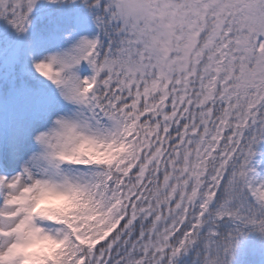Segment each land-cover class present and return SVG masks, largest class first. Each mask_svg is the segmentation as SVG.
<instances>
[{
    "label": "snow or ice",
    "instance_id": "6c2138e0",
    "mask_svg": "<svg viewBox=\"0 0 264 264\" xmlns=\"http://www.w3.org/2000/svg\"><path fill=\"white\" fill-rule=\"evenodd\" d=\"M0 22V264L264 252V0H0Z\"/></svg>",
    "mask_w": 264,
    "mask_h": 264
},
{
    "label": "trees",
    "instance_id": "16d2710c",
    "mask_svg": "<svg viewBox=\"0 0 264 264\" xmlns=\"http://www.w3.org/2000/svg\"><path fill=\"white\" fill-rule=\"evenodd\" d=\"M257 155L263 156L264 143L257 147ZM249 249L256 247L255 251L249 250L246 254L242 253L237 257L236 264H264V252H262L258 246H255L254 238L248 241Z\"/></svg>",
    "mask_w": 264,
    "mask_h": 264
},
{
    "label": "rangeland",
    "instance_id": "374dc122",
    "mask_svg": "<svg viewBox=\"0 0 264 264\" xmlns=\"http://www.w3.org/2000/svg\"><path fill=\"white\" fill-rule=\"evenodd\" d=\"M5 25L3 22H0V32H3L5 29ZM10 35V32H9ZM254 164L257 167L258 172H260L261 174H264V155L262 158H257V156L254 159Z\"/></svg>",
    "mask_w": 264,
    "mask_h": 264
}]
</instances>
